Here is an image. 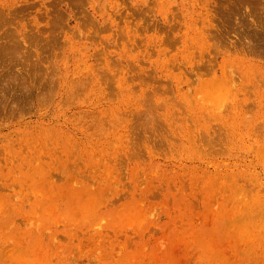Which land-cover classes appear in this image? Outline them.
Masks as SVG:
<instances>
[{
  "label": "rangeland",
  "instance_id": "rangeland-1",
  "mask_svg": "<svg viewBox=\"0 0 264 264\" xmlns=\"http://www.w3.org/2000/svg\"><path fill=\"white\" fill-rule=\"evenodd\" d=\"M203 2L0 0V49L4 47L10 56L16 52L11 43L19 39L30 43L48 36L68 37L79 47L87 45L94 69L102 73L116 69V59L109 52L117 53V49L105 38L111 33L119 42L117 30L123 22L137 29L131 32L134 41H152L148 49L142 40L150 52L148 59L139 53L135 64L129 61L130 98L120 99L114 92L113 98L98 100L93 95L80 96L84 92L78 89L74 91L79 95L75 94L69 85L65 92L57 84L53 95L31 108L24 121L9 118L12 103L8 99H18L15 91L20 95L22 82L16 78L14 83L7 76L25 68L20 60L11 64L10 56L1 58L0 90L4 84L7 89L0 92V264H264V121L256 119L259 112L264 114V82L256 83L253 74L257 71L248 65L249 75L235 66V55L223 54L237 34L250 37L260 30L245 15L246 8L250 9L246 1ZM193 5L198 10L197 28L201 22L209 26L204 51H188L183 46L187 9L193 10ZM202 10L206 15H200ZM109 22L115 26L111 31L106 29ZM171 25L178 26L175 36L169 34ZM190 34L193 38L194 30ZM167 49L173 59H166L165 65ZM44 55L47 61L58 63L56 77L64 78L68 72L75 75L69 83L72 86L86 77V66L76 54L70 56L68 65L59 63L60 54ZM238 60L248 62L242 56ZM16 71L12 76L20 75ZM100 85L101 94L112 90ZM233 86L243 91L238 100L244 105H254L253 101L259 105L256 111L242 110L243 115H237L241 110L231 111L227 93L233 95ZM147 87L157 94L150 96L151 101L157 96L164 108L165 102L175 104V118L168 126L162 107L148 114L155 129L147 132L148 141L141 144L143 158L136 160L132 152L137 146L134 149L130 144L124 150L126 142L122 147L119 142L124 131L132 142L142 134L134 128L142 122L136 116L145 110L138 89ZM122 102L123 112L131 107L130 129L108 128L107 124L102 126L105 129L97 128L100 119L110 122L104 114L97 118L98 112L108 115L109 107L115 109ZM217 109L221 120L209 112ZM205 123L215 127L211 131L214 142L208 141L202 128ZM185 132L184 141L176 136ZM150 133L155 134L151 137ZM41 139L47 150L31 153L28 144L36 148ZM54 139L60 148L70 145L52 154L56 161L47 155L54 151Z\"/></svg>",
  "mask_w": 264,
  "mask_h": 264
},
{
  "label": "bare ground",
  "instance_id": "bare-ground-1",
  "mask_svg": "<svg viewBox=\"0 0 264 264\" xmlns=\"http://www.w3.org/2000/svg\"><path fill=\"white\" fill-rule=\"evenodd\" d=\"M104 1L105 2H107V1L110 2V0H104ZM203 1H204L203 3H205V1H207V0H203ZM229 1H234L235 3H238L240 1H246V2H248L250 9L246 8L245 15H246L247 18H251L252 22L255 23V28L257 30L259 29L260 31L253 32L251 34V36H250L252 38H250L249 35L248 36L244 35V37H242V36H240V34L239 35L237 34V36H235V37H237L235 41L228 42V44H229V46H228L229 50H227L223 54H230L231 53V54L235 55L233 57V62H235V64H236L235 66H241L242 69H243V71L247 75H249L248 74V71L246 69V66L247 65L250 67L249 69H255V71H257V72L255 74H253V76H254V78L256 80V83H261V82L263 83L264 82V62L261 59L264 58V31H263L264 30V0H227V2H229ZM198 5H199V3H198ZM189 6H191V5H185V7H189ZM192 8H193V10L191 8L187 9V11H188L187 19L188 20L185 21V26H184V28H185V35L186 36L184 38L185 41L182 40L183 41V46H184V49L185 50H188V51H190L189 48H191L192 51H194L196 49H198L199 51H204L205 50L204 45L206 43V34H207V30L209 31V26L206 24V22H201V28H197L198 23L196 21V14L198 13V10H197V8L194 5H193ZM200 15H206V14L202 10V12L200 13ZM255 18H258V21L257 22L255 21ZM114 28H115V26L113 25V23L111 24L109 22L106 29H108L109 31H111ZM169 28H170L169 34H173V36H175L174 33L178 29V26L171 25V27H169ZM132 30H137V29L136 28L133 29L130 26H128V24H126L125 22H123V25L117 30V32H118L117 36H119V42L113 40V35L111 33L107 35L108 37L105 38L107 44H109L110 47L114 45V47H116V49H117V53L109 52V54L112 55L116 59L117 66H116V69L115 70L114 69H107V71H104L102 73H99L100 70L94 69V67H95L94 62L88 56L89 49L87 48V45L86 44H80V47H79V46H77V44H73V41L71 42V39L68 38V37H65L64 40H62L61 37L58 36L61 39L60 40V39H57V37H54L52 35L53 36L52 38L50 36L43 37V38H40L38 40H35L34 42H32V40H30L29 41L30 43H28V41H26V40H22V43L23 44L20 42V39L18 38L20 43L17 40H16L15 43H11L12 50L13 51H16L11 56H10V54L8 55L7 53H4L3 50H5V49H4V47H2L0 49L1 50V52H0V61L3 59L2 58L3 56L5 58L8 57V56H10L9 61L11 62V64L13 62H17L18 63V61L20 60V63L25 68L24 70L21 69V71H19L20 68L18 69L17 68L18 65H17L16 68L18 70L17 71L14 70V72L15 71L16 72H20L19 73L20 75H14V76H12L13 73H14L13 72L12 75H10L11 74L10 72H12V71H8L10 76H7L6 75L7 78H13L14 79V83H15V81H17V79H19L22 82L19 86L16 83V85L19 88H20V86L22 87V92L20 93V95L17 94V92H18L17 90L16 91L14 90L15 93H16L15 95L18 97L19 100L18 99L16 100V99H13V98H9V99L7 98L8 101L12 103V107L8 111V113L10 115L9 118L11 119V118H14V117L15 118L18 117V118H22L20 121H24L25 120L24 117H25L26 113L31 108H33V107L37 108L38 103H42L43 104V101L45 99L48 100V98L50 97V95L51 96L53 95V92H54L57 84H59L60 89L62 88V90H64V91H65V88H68V85H69L71 87L70 90H72L75 94H78V93H77V91L75 92L74 90L75 89H78L80 92H84L83 94L81 93L80 96L82 95L83 97H85V95H87V94L88 95H93V96H96L98 100H99V98L101 99V97H106L107 98V97H111L112 95L115 96L114 92H116L117 96L120 97V99L121 98H130V96L132 95V86L130 85L129 80L127 78V69H129L128 67L131 66L130 63H129V61L132 64H135L138 61V59H139V53L142 56H144L145 58L148 59V57L150 56V52L147 51V47L146 46L148 44V49H149L151 47V45H152V43H151L152 41L150 39H148V40L141 39V40H138V41H134L133 39H131V32H132ZM192 30H194V36H193V38L191 36L192 34H190V32ZM220 34L221 33H218L216 37H220ZM15 38L13 40H15ZM191 38H192V40H190ZM142 40H144L147 44L145 45L142 42ZM26 42L28 43V46L25 45V48H23L22 46H24V44ZM170 43H174V42L170 41ZM165 48H167V47H165ZM23 50H24V53L22 54ZM58 51H60V52H58ZM47 52H49L50 54H54V55L60 54L59 63L65 64V65H68L69 62L72 60V57L76 54L77 55L76 57H78L79 61H82L83 64L86 66L85 67V70H84V72L87 73L86 74V77L85 78H81V79H77L76 80V83L75 84L73 83L74 84L73 85L74 87L71 84H69V83H70V81L76 79L74 77L72 78V76H75V75H69V72H68L67 75L64 78L62 77L60 79V77H56L54 75V70H55V63L57 65H58V63L56 61H54L52 63L49 62V61H47L46 60L47 56L44 55ZM131 53H135L136 56L135 57H131L129 55ZM223 54L222 53L220 54V55H222V58H223ZM70 56H72V57H70ZM239 56H242L248 62H243L242 61V63H241L240 60H238L236 62L235 60H237L239 58ZM104 57H107V56H104ZM170 58L173 59V54H172L171 51L169 52V49H167V50H165V65L168 64V61L166 59H170ZM229 58H231V56L228 55L227 56V59H229ZM104 60H105V58H104ZM5 62H7L6 59H5ZM225 62L226 61L222 60V63H225ZM15 64L16 63H14V66H15ZM127 64H128V66H127ZM2 65H4V64H2ZM8 67H9V65H8ZM252 67H255V68H252ZM6 68H7V66H6ZM79 68H80V65H79ZM7 69H10V68H7ZM12 69H10V70H12ZM1 71L6 72L3 69ZM8 72H7V74H8ZM0 75H2V74H0ZM233 77H232V79H233ZM7 78H5L6 81L7 80L8 81L11 80V79H7ZM240 78H241V76H240ZM1 83H3V82L1 81ZM6 83H8V82H6ZM102 83H104L106 85L105 88L112 89V90L109 91L107 94H105L104 92H103V94H101V91L102 90L100 88L101 87L100 84H102ZM46 84L48 85L47 88H45L46 87L45 86ZM234 85H235V82H234ZM250 85H251V83H250ZM5 86L6 85L4 84V88H6ZM8 86H9V84H8ZM11 86H12V81H11ZM249 86H247V87H249ZM2 87L0 85V88H2ZM14 87H16V86H14ZM3 89H1V90H3ZM10 89H12V88H10ZM1 90H0V92H2ZM232 90H233V95H230V92L227 93V95H229V100L231 99V102L228 105H230V108H231V111L232 112L233 111H237V110H241L240 113H238L237 115H243V111L242 110H246V109H250V110H253L254 109L255 111L257 110V108H258L259 105L256 104V103H254L253 100H252L253 101L252 103L254 105H252V104L249 105L250 103H248V102H247V105H244L243 104L244 103L243 101L240 102L238 100L239 94L241 92L243 93V91L240 92L239 88L237 89L236 86ZM4 91H6V90H4ZM72 91H71V93H72ZM10 92H12V91L10 90ZM247 92H248V90H247ZM3 93H2V95H4ZM8 93H9V91L6 93V95ZM74 93H72V94H74ZM138 93H139L138 99L141 102H143V107L145 108V110H144V112H140L136 116L137 117L136 119L137 120H141L142 122H138L139 125H137L134 128L135 129L138 128V129H140L143 132L140 135V137L136 138V141H134V139H133V142H132V140L130 139V136L128 135L127 131H124L123 134H122V140H121V142H119L120 145L122 144L121 147L123 146V143L126 142L127 146L126 145L123 146V149L124 150H129V147L128 146L130 144L133 145V148H134V145L137 146V151L134 148L135 150H133V152H132L133 153L132 156L135 157L136 160L140 159L139 157H142L143 158V152H142L141 144L143 142L148 141L147 132L148 131H151V130L153 131L155 129V126L153 127L154 129L151 128V126H153V125L150 124V121H148L150 119V118H148V114H150V112L152 114L153 111H156V113H158L157 110H158L159 107L164 108L163 103L160 102V99L157 96H154V97H156V100L153 99L151 101L152 98H150V96L152 97L155 92L154 91H150V87H147V88H139L138 89ZM246 93H244V94H246ZM155 95H157V94L155 93ZM249 95L251 96V94H249ZM60 96H63V95H60ZM73 96L74 95L71 96V94H70V98H72ZM8 97H10V96H8ZM66 98H67V96H66ZM112 98H113V96H112ZM4 99L7 100L6 98H4ZM178 99H179V96H178ZM122 101L123 102H126L125 100H122ZM123 102L121 103V105H119L115 109H113V107H111V108L109 107V109H108V113L109 114L108 115H110V118H109L108 115H106V112H104V110H100L98 112L99 115L97 116V118H101L102 114H104L106 116V118L110 122L103 121V120L100 119L96 123L95 120H94V118L92 119L90 117V115L89 116L87 115V117L88 118L90 117L96 123L97 128H98V126H100V128H101L102 126H104L103 124H105V125L107 124V127H108V125H111L110 126L111 128L112 127H115L116 128L117 126H119V128L122 129V130L123 129L128 130L127 127L129 129L131 127L130 121H128V114L130 112L131 107L127 108L123 112V106L122 105L125 104ZM45 103H46V101H45ZM174 105H175L174 103H166L165 102V108H164V110H165V123L168 126H170L171 124L174 123L173 122V119L175 118L174 117V111H175V109L173 108ZM1 107H3V105ZM226 107H227V105H226ZM9 108L10 107H8V109ZM136 108H139V105H136ZM224 108L225 107H223V109ZM227 108H229V106ZM223 109H221V111H226V109L225 110H223ZM4 111H5V109L2 110L1 114L5 115V112ZM209 112L213 116H215L219 120H221L220 115H219L220 112H219L218 109L215 110V111L214 110H210ZM216 112H218L219 114L216 113ZM223 113L225 114L226 112H223ZM247 113H248V111H247ZM248 114H247L248 116H251V112H249ZM121 115H123V116H121ZM84 117H85V115H84ZM93 117H94V115H93ZM256 119H257V121L259 123H260V121H264V114H261L259 112V114H257V116H256ZM152 121H155L153 117H152ZM86 122H88V121H86ZM113 125H115V126H113ZM91 127H94V126H91ZM110 127H108V128H110ZM23 128L28 129V125H24ZM102 128H104V127H102ZM183 128H185V127L183 126ZM202 128H204L205 134H206V136H208V141H213L212 139L215 138V135L212 136L211 135V131L215 129L214 125H211L209 123H205ZM94 130H95V127H94ZM100 134L101 133H99L98 135L100 136ZM150 134H151V137H152V136H154L155 133L154 134L150 133ZM156 134H158V133H156ZM88 135L89 134H86L85 136H88ZM19 136H27V135L19 134ZM155 136H157V135H155ZM176 136H178L179 138H181L184 141V139H186L188 137V133L185 132L183 135H180L179 133H176ZM105 138H107V136ZM54 140H55V148H54V151H51L50 150L47 153L48 157H50V159L52 161H56L55 157H51L52 154H54V152H58L57 154H59L60 151L65 150L66 148H69L70 147L69 144L64 143L62 145V148H63L62 149L59 146H57L59 140H57V139H54ZM156 140H157L156 137L152 138V141L153 142H156ZM205 140H207V139H205ZM20 141H24V140L22 138H20ZM214 141H215V139H214ZM38 142L39 143L37 144V147L36 148H31L32 147V145H30L31 143L28 144L29 150H30L31 153H37V152H39V149L41 151L47 150L46 149V145L47 144H45L42 141V139L41 140H38ZM68 143H70V142L68 141ZM48 146H49V144H48ZM143 149L146 151L147 154L150 153L149 147H147L146 145H144V148ZM74 151H75V149H73V152ZM6 152H7V155L16 156V154L13 153V152H9V151H6ZM75 152H74V154H75ZM123 154H125V153L123 152ZM125 155H127V154H125ZM92 159H94V158H92ZM77 165H79V164H76L75 166H77ZM80 165H81V163H80ZM71 167H73V166H70V169H71ZM65 168H67V167H65ZM73 172H75V171H73ZM84 178H85V176H84ZM86 178H88V177H86Z\"/></svg>",
  "mask_w": 264,
  "mask_h": 264
}]
</instances>
